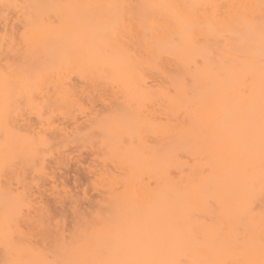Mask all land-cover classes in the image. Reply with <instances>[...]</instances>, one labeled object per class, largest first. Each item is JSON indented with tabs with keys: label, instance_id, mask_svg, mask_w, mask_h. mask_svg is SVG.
<instances>
[{
	"label": "bare ground",
	"instance_id": "obj_1",
	"mask_svg": "<svg viewBox=\"0 0 264 264\" xmlns=\"http://www.w3.org/2000/svg\"><path fill=\"white\" fill-rule=\"evenodd\" d=\"M10 51L17 63L3 61ZM4 69H32L38 89L28 74L24 80L42 108L29 85L19 94L21 78L6 81ZM0 72L4 112H15L21 97L47 112L35 109L42 118L34 129L29 116L0 110V264H264V0H0ZM145 72L160 78L157 88L146 87ZM69 75L85 78L86 88ZM118 80L121 106H110L104 119L96 113L87 127L101 131L100 149L113 153L102 167L143 163L154 187L142 178H104L100 208L76 210L64 234L48 224L44 205L34 215L21 210L32 202L26 171L39 180L31 186L42 187L45 152L61 156L58 142L85 135L74 126L79 136L70 139L73 129L54 124L66 115L57 111H68L62 121L74 124L73 104L94 102L102 89L110 94ZM143 96L160 107L163 122L145 125L144 115L125 111ZM15 100L16 110L8 109ZM67 105L76 108L62 111ZM143 126L158 133L154 145L144 147ZM139 141L146 150L132 152ZM25 224L45 236L33 242Z\"/></svg>",
	"mask_w": 264,
	"mask_h": 264
},
{
	"label": "rangeland",
	"instance_id": "obj_2",
	"mask_svg": "<svg viewBox=\"0 0 264 264\" xmlns=\"http://www.w3.org/2000/svg\"><path fill=\"white\" fill-rule=\"evenodd\" d=\"M20 41H17L14 45V47L15 48H17V47H19L20 46ZM8 54V53H7ZM10 55H9V57H8V55L6 56V58H4L3 59V61H8V62H10L11 63V61L12 62H15L16 61V63H17V58H14L15 59V61H13V60H11V61H9L8 60V58L10 59V57L12 58V57H15V56H13L12 55V51H10V53H9ZM2 59V58H1ZM3 61H2V63H3ZM19 61V60H18ZM19 63V62H18ZM4 70H6L5 72L4 71H2V72H4V73H7V74H5L4 76H5V78L7 79V78H9V79H5L7 82L9 81H11L10 79H12V81H14V79H18V77H19V79L22 81H19V80H17L16 82H15V84L16 83H18L19 82V84L20 83H23V85H24V91H22L23 90V88H22V84H21V86L18 84H16L17 86H20L18 89H19V91H20V93L19 94H21L22 92L24 93L25 92V90H26V88H28L27 86L29 85V89H27L28 91L30 90V91H32L31 93H29L28 91L26 92L27 94L29 93V94H32L33 95V98L35 99V97H36V100H35V104L37 105V101L39 102V98H38V93H37V89H38V87H39V85H38V82H37V80H34V78L32 77V75H29V73H31L32 74V72L33 71H31L32 69H29V70H24V69H16L15 71H12V73H11V71L9 70V69H4ZM18 70V71H17ZM22 71V73H21V71ZM2 72H0L1 73V75H2ZM8 72H9V74H8ZM15 72V73H14ZM16 72H19V75H21V76H18V74H17V77H15V75H16ZM21 73V74H20ZM146 73V72H145ZM22 74H24L25 75V77L23 78V76L24 75H22ZM29 76H31L32 78H30V79H32L31 80V82L33 81V82H37V83H33V87L35 86V88H37V89H33V90H31L30 89V87H31V82H28V81H30V79L28 80V75ZM74 74V73H73ZM76 74V73H75ZM148 74H150L149 72H147L146 73V78H144V82L146 83H144L145 85H147L146 87H148L149 85L150 86H153V85H155V87L157 88L158 87V84L160 83V78H158L157 76H155V75H148ZM0 75V76H1ZM6 75L8 76V77H6ZM11 75H14V79H13V77L11 76ZM27 75V76H26ZM4 76H3V78H4ZM73 77V76H75V77H77L78 78V81H76V82H79L78 84H79V86H83V84L85 83V82H88L87 80H85V78L83 79V77L81 78H79V76L77 75H69V76H67V77ZM149 76V77H148ZM12 77V78H11ZM75 77L73 78L74 80H72V79H70L69 78V80H72L73 82H75ZM23 78V79H22ZM1 79H2V77H1ZM24 79H26V80H28V81H26V80H24ZM4 80V83L2 84V85H4L5 87L4 88H8V84H7V82ZM84 80H85V82H84ZM12 81H11V86H12ZM27 83H26V82ZM84 82V83H82V82ZM121 80H118V81H115V82H117V83H113V85H115V87L113 86V85H111L110 86V88H107V89H109L110 91H108V92H110V94L109 93H107V91L105 92V93H102V92H104V91H102V90H104V89H102V90H100L99 92H95V93H97V95H95V96H99V97H95L96 99H94L93 101L94 102H91V99H93V98H91L90 99V97H88L87 96V94L89 95V93L87 92V91H81V92H78V93H82V94H80V95H82V96H84L85 97V95H83V92L85 93H87L86 94V96L88 97V99H87V97H86V99L89 101H86V99L84 98H82L81 99V102L80 101H77L76 103H74L73 105H75V106H77L78 105V107H79V105H80V107L78 108L77 107V109L75 110V114H74V117L76 118L75 120H73V122H75L74 124H70L69 122H70V120H69V122L67 123V122H65L66 120L64 119V118H68V117H66V115H67V112H60V111H57V112H59V116H62V115H64V113H66V115H64L63 116V119L65 120L64 122L62 121V120H58V119H60V118H55L56 120L55 121H57V122H54V124H55V126L57 125V124H60V123H64V125H65V128H69V130H72L73 129V132L72 133H74V130L77 132L78 130L77 129H79V131L81 132V133H83V134H85L84 136H80L81 138H77L78 136H75V134L76 133H74L72 136H74L73 138L72 137H70V136H67V137H70V139H76L74 142H70V143H65L64 142V140L66 141L68 138H64L63 140H62V142L63 143H61V141L60 142H58L57 144H58V146L60 145H64V147H60V152L62 153V155L61 156H57L56 155V153H55V155H54V153L52 152V154H51V151H50V153L49 152H45V167L42 169V170H39V169H33L34 171H36L37 173H39L38 172V170L39 171H43L44 169H45V173H44V171L43 172H40V174L41 173H44V174H42V175H40L39 174V177L41 176V178H42V184H43V186L42 187H40V188H38V189H36V188H33L34 187V182L35 181H39V180H36L37 179V176H36V179L35 180H33L34 179V177H32L33 175H31L32 173H31V171L29 170V172L28 171H26V178L28 177V178H30V179H32L30 182H31V184L33 183L34 185L33 186H31V184H30V187H31V189H32V191H31V189H30V191L32 192V194H31V196H30V198H28V196H27V198L28 199H30L32 202H31V206L30 207H22V211H25L27 214H29V215H34L35 214V212H37L38 211V209H39V207L41 206V205H44L45 207H46V209H47V212H48V224L51 226V228H53V227H56L57 225L60 227V229L62 230V232L64 233V234H68L69 233V231H70V229H71V225H72V222H73V220H74V213H75V211L76 210H81V211H92V210H96V209H99L100 207H99V202L104 198V194H105V192H103L104 191V189H102V185H104L105 184V181L107 182L108 180H106V179H104V178H107V179H109V178H111V177H119V178H116V179H120V178H125V177H132V178H136L137 180H138V178H142L141 180L142 181H144V180H150L151 178H154V177H151L150 176V174H147L145 171L146 170H142V169H144V168H142L141 166H144L143 165V163H142V165H140V167L139 168H135V169H132V170H127V168L126 167H124V168H122L123 166L122 165H119L117 162V164H118V166L117 167H114L115 166V164L112 166L111 164H112V162H110V163H108V161L106 162V160L108 159L107 157H109V155H111V154H113L112 152H111V150H110V147L109 148H101L100 149V145L99 144H101V140L99 141V137H100V135H101V131H97L96 130V128H95V130H94V132L93 133H91L90 132V130H91V128H92V130L91 131H93V126H91V128H89L90 127V123H91V119H96V117H94L95 115H96V113H97V115H100V116H103V115H106V114H108V113H110V106H111V110H113L112 109V107L113 108H116V106H118V103L120 104L119 106H121V103H120V101L117 99L119 96H114V93H115V95H116V91L117 90H119V91H117V92H120V82ZM8 82V83H9ZM75 82V83H76ZM120 82V83H119ZM26 83V84H25ZM77 84V85H78ZM86 84H88V83H86ZM86 84H84V86L83 87H85V85ZM117 84V85H116ZM6 85H8V86H6ZM16 85H14V88L16 87ZM25 85H27L26 86V88H25ZM122 85V84H121ZM79 86H77V88L78 89H84V90H86L85 88H79ZM87 86V85H86ZM89 86V85H88ZM113 87V88H112ZM123 87V86H122ZM21 88V89H20ZM88 88V87H87ZM150 89L152 88L153 89V87H149ZM107 89H105V90H107ZM113 89V90H112ZM116 89V90H115ZM122 89V88H121ZM150 89H149V92H150ZM152 89H151V91H152ZM1 90H2V88H1ZM16 89H13V91H15ZM3 91H5L4 89H3ZM34 91H36V92H34ZM98 91V90H97ZM114 91V92H113ZM33 93H37V96H35L34 97V94ZM94 93V94H95ZM113 93V94H112ZM94 94H92L93 96H94ZM99 94V95H98ZM118 94H120V93H118ZM23 95H25V94H23ZM111 95H112V97H111ZM145 95V94H144ZM21 97V96H20ZM80 97V96H79ZM92 97V96H91ZM148 97V96H147ZM146 97V99L144 100V96H143V99H139V100H141V101H139V100H137V99H135L131 104L129 103L128 105H129V107H127L128 109H124L125 111H128L130 114H133L134 115V113H138L140 116L141 115H144V116H142L143 117V119H145L143 122H145V125H147V123L149 122L150 123V121L152 120V121H155V122H163V120H164V118H163V115H161L160 113V107L159 106H157L156 105V107H159V108H156L155 107V105H154V107L156 108V109H159V111L158 110H151V109H153L154 107H152V105H153V103L150 101V99L149 98H147ZM113 100V101H111V99ZM149 99V101H150V103H149V101H147ZM18 100V99H17ZM20 100H22V105L23 104H25V102H24V99H23V97H21V99H19V108L17 109V110H21L20 112L22 113H18V111L16 110V109H14V108H12L10 105H13V104H15V105H17L18 104V102L16 101V103L15 102H10L8 105H9V107H7L8 109L10 108H12V109H14V110H16L15 112H13V110H9V112L8 111H6L5 110V112H4V110H3V108L5 107V106H7V105H2V104H0V110H3V112L4 113H6V112H8V115H9V113H10V117H11V113H15V114H18V115H16V117L15 118H17V116H19V114L22 116L23 115V119L25 118V117H27V116H29V117H27V119L25 118V120H28L31 124H33V126H34V129H35V125H34V122L36 121V123H37V121L39 120V119H41V118H37L36 117V114H38L37 113V111H38V107H40V108H42V104L41 103H38V105L40 104V106H36L37 108H35V104L33 103V107H34V110L33 109H31L32 108V106H31V104H30V106L28 105V104H25V107H23L22 105H21V107H20ZM79 100H80V98H79ZM81 103H82V106H81ZM124 103V102H123ZM14 105V106H15ZM26 105H28V108H26L27 106ZM115 105V106H114ZM125 105V104H124ZM123 105V106H124ZM127 105V106H128ZM45 106V105H44ZM71 106V105H70ZM69 105H67V108H62V111H65L66 109H69L68 107H70ZM16 107V106H15ZM30 107V108H29ZM152 107V108H151ZM6 108V107H5ZM4 108V109H5ZM21 108V109H20ZM44 108V107H43ZM47 108H49L48 106H47ZM73 108H76V107H74L73 106ZM73 108H72V110H73ZM125 108H126V106H125ZM154 108V109H155ZM35 109H37V111L35 110ZM45 109V108H44ZM43 109V110H44ZM63 109H65V110H63ZM117 109H119L120 111H121V109H123V107L122 108H118L117 107ZM43 110H40V111H43ZM46 110H49V109H46ZM69 110H71V109H69ZM71 110V111H72ZM36 113H35V112ZM40 111H38V112H40ZM45 111V110H44ZM42 112V113H44L45 114V112ZM74 111V110H73ZM72 111V112H73ZM125 111H124V113H125ZM153 113V115L151 114L150 115V113L151 112ZM153 111H155V113L153 112ZM2 112V111H1ZM127 112V113H128ZM62 113V114H61ZM69 113V112H68ZM13 114H12V116H13ZM46 114H47V112H46ZM126 114V113H125ZM154 114H155V116H154ZM6 115H7V113H6ZM7 115V116H8ZM42 115V114H41ZM69 115V114H68ZM67 115V116H68ZM71 115H72V113H71ZM96 115V116H97ZM129 115V114H128ZM43 116V115H42ZM58 115H57V117H59ZM73 116V115H72ZM107 116V115H106ZM131 116V115H130ZM20 117V116H19ZM99 117V116H98ZM14 118V117H13ZM62 118V117H61ZM100 118V117H99ZM19 119V118H18ZM37 119V120H36ZM102 119V118H101ZM103 119H104V116H103ZM98 120V119H97ZM96 120V122H98V124L97 125H100L101 124V122H99V120L97 121ZM19 121H21V118L19 119ZM59 121H61L60 123H59ZM90 121V122H89ZM95 121V120H94ZM10 122V121H9ZM71 122H72V120H71ZM88 122H89V124H88ZM35 123V124H36ZM65 123H67V124H69L68 125V127H67V124H65ZM94 123V122H93ZM14 124V123H13ZM13 124H8V126L9 127H13L14 125ZM37 124H39V122L37 123ZM36 124V125H37ZM13 125V126H12ZM15 125H18V124H15ZM60 125H62V124H60ZM64 125H62L61 127H64ZM80 125H81V127H80ZM94 126H95V124H93ZM149 125V124H148ZM7 126V127H8ZM74 126H75V128H77V129H74ZM79 128H78V127ZM85 126L87 127V126H89V127H87L88 128V130H89V132L91 133H88V134H90L89 136H86V135H88V134H86V132H88V131H86L85 132V130H86V128H85ZM8 127V128H9ZM20 127V126H19ZM38 127H39V125H38ZM60 127V126H59ZM96 127V126H95ZM99 127V126H98ZM134 127V126H133ZM133 127H131V128H133ZM144 127V132L142 131V135L143 136H141V138H143V139H141V140H145L144 142L143 141H139L138 143H140L141 145H139L138 144V147L136 146L135 148H134V144H135V142L137 141H135V139H134V141H133V143L134 144H131V145H133L132 147V149H131V146L129 147L131 150H132V152L133 151H135L134 149H136L137 151H139L138 149H140V146L142 147V145H143V143H144V147H145V145H147V144H151V143H153L155 140H154V138H153V136L155 135V132H153V130H152V128H151V133H154L153 135L150 133V131L148 132H145L146 130H149L150 128L149 127H151L150 125H149V129L148 128H146V126H143ZM18 128V127H17ZM36 128H37V126H36ZM84 128V129H83ZM130 128V130H132ZM13 129V128H12ZM15 129H16V127H15ZM40 129V128H39ZM39 129H38V131H39ZM98 129V128H97ZM133 129H135V128H133ZM68 129L66 130V131H69ZM99 130V129H98ZM143 130V129H142ZM30 132H34V131H37V129L36 130H34V131H31V130H29ZM29 131H27L28 133H29ZM134 131V130H133ZM158 131V130H157ZM69 132H71V131H69ZM99 133H100V135H99ZM144 133V134H143ZM35 134V133H34ZM48 134V133H47ZM78 134H79V132H78ZM83 134H81V135H83ZM157 132H156V135L155 136H157ZM28 135H32V133H30V134H28ZM48 135H51V134H48ZM67 135H68V132H67ZM70 135V134H69ZM52 136V135H51ZM50 136V137H51ZM157 137H159V135L157 136ZM157 137H155L156 139H157ZM37 141V140H36ZM98 141L100 142V143H98ZM67 142H69V140L67 141ZM143 142V143H142ZM157 142V141H156ZM147 143V144H146ZM54 144H56L55 142H54V140H53V146H50V148L51 147H54V146H56V145H54ZM68 144H69V146H68ZM51 145V144H50ZM99 145V146H98ZM135 145H137V144H135ZM152 145H154V143L152 144ZM148 146V145H147ZM146 146V147H147ZM98 147V148H97ZM153 147V146H152ZM66 148V149H65ZM48 149H49V147H48ZM52 149V148H51ZM55 149H57V148H55ZM59 149V148H58ZM65 149V151H63V150ZM129 149V150H130ZM144 150H146V148H143ZM143 149H141L139 152H142V150ZM100 150H104L103 152L104 153H106V155L107 156H105V154H104V156L105 157H102L103 155L101 154V152L102 151H99ZM129 150L127 151V152H129ZM151 150V149H150ZM49 151V150H48ZM126 152V153H127ZM131 152V153H132ZM144 152V151H143ZM63 153H64V157H63ZM57 154H58V151H57ZM143 154V153H142ZM146 154L147 155H150V151H147L146 153H144L143 155L144 156H146ZM59 155V154H58ZM129 156H131V154L129 153L128 154ZM128 156V157H129ZM55 157H59V160L60 159H62V161H59L60 163H56L57 161L55 160L56 158ZM134 157H135V155H134ZM55 158V159H54ZM106 159V160H104L106 163H107V166L105 167V165H104V167H102L103 166V164H101V160H103V159ZM58 159V158H57ZM158 159V158H157ZM56 161V162H55ZM44 162V161H43ZM62 162V163H61ZM158 162V161H157ZM104 163V162H103ZM116 164V165H117ZM157 164V163H156ZM158 164H159V162H158ZM122 166V167H121ZM159 166V165H158ZM119 167H121V168H119ZM156 167H157V165H156ZM31 169V168H30ZM34 171H33V173H34ZM35 172V173H36ZM148 172V171H147ZM28 174V175H27ZM47 174V178L45 177V179H43L44 178V176ZM35 175H37V174H34V176ZM106 175H108V176H106ZM43 176V177H42ZM151 178H150V177ZM27 178V179H28ZM41 178H39V179H41ZM52 178V179H51ZM26 179V180H27ZM105 181H104V180ZM44 180V181H43ZM100 180H101V182H103V183H100ZM140 180V179H139ZM28 181V180H27ZM28 181V182H29ZM145 181V182H146ZM41 182V181H40ZM154 182H155V179L152 181V180H150L149 182H147V183H149L148 185L150 186H148L149 188V190H151V188H153L154 187ZM14 185V184H13ZM13 185H12V187H13ZM15 186V185H14ZM18 186H19V184H18ZM17 186V187H18ZM20 188V187H19ZM18 189V188H17ZM147 189V190H148ZM16 190V189H15ZM148 190V191H149ZM148 191H146V193L148 192ZM30 192V193H31ZM145 194V193H144ZM143 194V196H145ZM151 197V196H150ZM149 198V197H148ZM24 200H27L26 198L24 199ZM30 200H28V202L30 201ZM23 202H25V201H23ZM22 202V203H23ZM21 203V202H20ZM21 203V204H22ZM25 203H27V202H25ZM30 204V203H29ZM27 205H28V203H27ZM19 206H20V204H19ZM24 206V205H23ZM18 209H19V211H20V208L18 207ZM24 209V210H23ZM25 212H23V213H25ZM26 225V224H25ZM23 227V229L25 228L24 227V225L22 226ZM26 227H28V229L30 228V232H31V234H32V241L33 242H38L39 241V239H41L40 237V233H42L41 235H43V236H45V234L43 233L44 232V230L43 229H39V227L38 228H35V227H30V226H27L26 225ZM26 229V228H25ZM41 230H43V232H41ZM49 236H51V235H49ZM49 236H46V241L44 242V245L45 246H48V245H50L51 243H52V238L50 237V239L48 240L47 239V237H49ZM43 238V237H42ZM52 239V240H51ZM51 240V241H50ZM51 242V243H50Z\"/></svg>",
	"mask_w": 264,
	"mask_h": 264
}]
</instances>
